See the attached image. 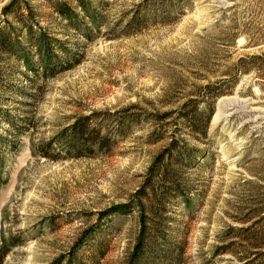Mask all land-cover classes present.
<instances>
[{"label": "rangeland", "instance_id": "374dc122", "mask_svg": "<svg viewBox=\"0 0 264 264\" xmlns=\"http://www.w3.org/2000/svg\"><path fill=\"white\" fill-rule=\"evenodd\" d=\"M10 1L0 0V25ZM14 2L59 41L53 66L61 45L77 63L24 79L0 50V106L12 124L0 144L14 146L0 160V264H264V0ZM60 3L78 29L54 11ZM15 16L5 20L20 36ZM208 115L206 137L191 135L183 116ZM85 116L100 122L92 157L37 155ZM173 139L184 142L176 160Z\"/></svg>", "mask_w": 264, "mask_h": 264}, {"label": "trees", "instance_id": "16d2710c", "mask_svg": "<svg viewBox=\"0 0 264 264\" xmlns=\"http://www.w3.org/2000/svg\"><path fill=\"white\" fill-rule=\"evenodd\" d=\"M78 9H80L81 13L84 14L91 25H96L98 23V18L95 14H91L90 10L84 5L78 3L77 5ZM54 11L59 14L63 19H65L72 28L78 29L77 25L73 23V17L76 16L75 10L69 6H67L66 3H60V5H54L53 6ZM17 5L15 4L14 0H11L8 4H6L2 9V17L4 26L0 25V50L5 53L9 54L10 58L13 59L17 65L21 68V76L25 78H30L34 76L37 73V68L39 71H41L42 75L47 74L45 76H50L54 73V71H65L66 69L72 67L75 63H77V59L75 60V63L73 64L72 61H70V56L66 52L65 48L61 46H58L60 48V52L62 55H66L64 60H61L59 65L53 66L52 60L55 58V55L57 54L55 51L54 46L59 45V41L55 38H52L48 36L37 24V22H30L32 20H27L26 17H24L22 14L18 13L17 11ZM14 15H19L15 18V23L17 25H20V29L24 31V33L20 34V36L16 34H12V31L15 30V28L10 25L5 19L7 16L13 17ZM142 23V22H141ZM140 23V24H141ZM134 24H137L135 22V18H131L129 21V25L132 26ZM25 34V36H24ZM23 39V41H22ZM28 43L30 46H34V53L36 56V64H33L32 56H31V50L27 48V46H24L26 43ZM25 43V44H24ZM56 53V54H55ZM54 67H57V69H54ZM27 75H31L28 77ZM28 80V79H26ZM20 96L22 98H26L21 92H19ZM2 107V106H0ZM132 107H128L127 110L128 117L131 119V121H134L135 115H130V110ZM210 116L208 115L206 120H204V123L201 122V120L196 119L195 117L188 118L187 116H183L186 118L185 121L187 125V129H189L190 134L193 135H199L200 139L206 137L207 135V125L210 120ZM8 111H6L5 108H0V132L1 127L4 124L6 127L8 126L9 130H2V134H0V142L2 141L1 135H5V133L8 131H11L12 124L8 120ZM190 119V120H189ZM193 119V120H192ZM129 121V120H128ZM94 123V127L89 130V126ZM131 122H128L124 124V122H117L116 127L120 129V131L128 130ZM100 122L96 120V118H93L92 116H85V117H77L74 119L73 123L69 126H66L62 128L57 134L49 139L47 142L43 143L42 146L37 148V155L44 157L46 159H66V158H75V157H92L93 151H94V145L97 147V149H101L102 143L98 142L96 143L94 141L96 136H99V126ZM123 124L125 125V128L123 127ZM191 134V135H192ZM196 137V136H194ZM102 141H108L109 144L114 143L115 139L107 140L104 138ZM53 143L58 144L57 148H53ZM90 146H86V145ZM173 144V157L175 160L177 157L181 154L182 148L180 145H184V142L181 144L178 140L173 139V143H169V147ZM82 146L84 148H78V146ZM14 146L13 144L9 142H5L3 145L0 144V160H2V151L8 150L9 148L12 149ZM168 147V148H169ZM45 149H49L52 151V155L49 156L45 152ZM82 149H85V151H82ZM89 151V152H86ZM176 154V155H175ZM174 160V161H175ZM5 181V173L0 165V185H2ZM123 208H127V205H120ZM129 207V206H128ZM144 232H146V226L145 221L140 220V233H139V243L135 246L134 255L139 252L140 248V242H142V239L144 237ZM6 250L3 247H0V260L5 256ZM86 262L85 258L80 257H67L64 259V264H82ZM62 258L54 259L50 261L47 264H61ZM252 263V262H251ZM250 264V263H248Z\"/></svg>", "mask_w": 264, "mask_h": 264}]
</instances>
